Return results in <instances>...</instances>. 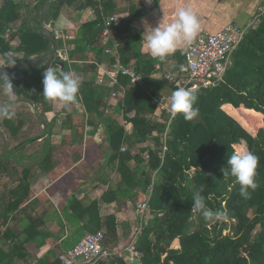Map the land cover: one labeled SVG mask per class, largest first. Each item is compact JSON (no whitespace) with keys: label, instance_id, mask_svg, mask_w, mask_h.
Instances as JSON below:
<instances>
[{"label":"trees","instance_id":"trees-1","mask_svg":"<svg viewBox=\"0 0 264 264\" xmlns=\"http://www.w3.org/2000/svg\"><path fill=\"white\" fill-rule=\"evenodd\" d=\"M45 2L0 0V54L5 60L21 53L20 58H13L16 64L49 53L50 41L42 33L39 20ZM30 5L31 21L21 15ZM100 5L102 10L98 9ZM68 6H75L82 13L92 7L96 16L87 19L81 13L75 47L68 50L69 61L61 65L60 60H51L49 65L55 66L58 73H70L74 69L78 77L81 75L76 101L83 105L86 125L96 129L100 123L105 124L104 142L100 145L104 165L119 175L116 186L104 191L100 200L86 207L75 199L69 202L68 208L80 217L83 207L91 217L95 211L96 217L88 230L95 232L103 228L104 245L113 246L119 243L116 218L109 214L101 221L97 216L98 204L129 199L140 192L148 198L147 211L153 216L143 223L134 243V249L142 254L137 259L138 264H264V12L247 28L243 40L232 53L223 81L214 88L195 90L199 116L192 121H186L182 114L172 117L152 103L167 82L151 77L150 61H142L140 67L135 68L142 78L139 84L129 85L128 77L118 76L116 87L129 85L120 105L124 119L132 126L131 132L126 133L122 121L105 118L102 110L105 103L94 92V81L102 73L95 64L83 62L77 66L74 63L77 57L84 58L90 50L97 60L103 59L105 47L100 43L103 16L112 13L113 2L52 0L44 15L52 33L61 10ZM130 20L123 18L119 30H127ZM17 21L21 22L19 43L13 48L3 34ZM56 42L59 49L61 40ZM120 51V61L127 64L128 48L122 47ZM71 61L74 64L71 65ZM42 68H23L8 76L15 89V98L32 101L41 107L43 114L50 102L42 94ZM132 111L134 115L128 117ZM16 113L11 119L2 116L1 120V126L14 138L21 135L25 125L22 114ZM39 138H21L7 152L0 153V176L10 175V171L15 173L14 183L10 186L5 183L6 189L0 191V264H12L16 246L35 243L39 248L42 244L44 232L39 230L38 224L41 216L37 219L39 222L32 219L20 232H15L11 224L12 220H20L26 214L25 203L35 210L30 204L32 185L55 165L53 157L57 148L50 136L26 162L22 149ZM241 150L251 151L258 157L255 177L258 187L251 191L249 199L240 195L235 177L223 175V172L229 173L228 158ZM201 188L206 206L214 212L225 211L224 219L206 221L199 213L191 211L193 193ZM121 231L125 238L134 235L130 222L123 223ZM16 239L23 241L17 245ZM130 256H111L97 264H134L128 261ZM35 264L61 263L57 255H52L51 259H38Z\"/></svg>","mask_w":264,"mask_h":264},{"label":"crops","instance_id":"crops-1","mask_svg":"<svg viewBox=\"0 0 264 264\" xmlns=\"http://www.w3.org/2000/svg\"><path fill=\"white\" fill-rule=\"evenodd\" d=\"M111 1L113 2V8L110 11L113 14H107L106 16H116L117 22L112 25L109 29V34L106 36L103 35V26L100 40L101 45L105 49L108 48L109 52L106 53L104 50L102 52L103 59L100 61L96 59L94 52L90 50L84 58L77 57L74 63L77 66L83 62L95 64L97 69L102 73L94 81V92L105 103L102 107L105 118L122 121L126 133L131 132L132 126L128 120L124 119V113L120 105L124 100L126 88L133 83L129 80L127 87L118 88L116 87L118 81L113 84L110 83L105 69L115 64L130 66L135 69L136 66L140 67L142 64L140 62L150 61L153 67L151 77L154 79H164L167 82L158 92V97L152 103L172 116L168 101L175 88L164 78V75L176 71L185 61L184 50L186 46L183 45L178 47L165 60L152 57L148 53L143 40L144 32L150 31V28H155L159 24L163 27L164 24L171 22L175 19L177 10L182 7L190 8L198 17L201 25L199 33L216 32L228 23L245 25L257 19L258 15L264 12V0H157L151 4L147 0ZM31 6L21 11V15L26 16L29 20L31 18V13L29 12ZM98 9L102 10V6L100 5ZM81 13L80 9L75 6L64 7L55 22L54 31L57 30L59 32V40L63 43L59 49L66 50L67 61H69L68 50L75 47L74 39L77 29L81 24V17L93 19L96 16L95 10L92 7H88L87 12L82 13L83 15ZM125 17L131 19L130 23L127 24L128 29L120 31V24ZM20 26V21L14 22L3 34V37L13 48L19 43L18 29ZM50 32L52 33L51 30ZM122 47L128 48L125 55L129 59L127 64L121 62L119 58ZM21 56V53L14 54L16 58H20ZM5 63L6 60L0 54V66H5ZM74 63L73 61L70 62L71 65ZM47 64L49 62L45 65ZM42 66L39 67L42 68ZM70 74L78 77V72L74 69H71ZM138 74L140 75V73ZM78 78L79 80L81 79L80 74ZM0 96L6 97L3 94L2 88H0ZM17 100L19 99L17 98L14 101ZM28 102L37 107L32 101ZM48 106L49 109L46 110L47 112H43V115L42 110L38 112L42 128L40 138L43 143L44 139L50 136L52 144L57 148L54 151L53 157L55 165L49 172L40 175L32 185L30 204L32 207L34 206L35 210L32 211L31 209L33 208H28L29 204L25 203L23 205L26 211L24 217L20 220L19 218L18 220H12L11 222L13 230L20 232L24 227H27L32 219H36L35 221L39 222L37 219L41 216V221L38 224L40 225L39 230L42 233L44 232L40 241L42 244L39 248L35 246V243L21 246L20 243L23 239L14 240L20 246L14 248L15 252L11 257L13 258L12 264H35L38 259H51L52 255H57L58 258L59 253L71 248L83 235L91 232L88 228L91 227L93 224L91 220H94L96 216L95 211H92L91 217L85 211V207H83V211L80 209V213L82 212L81 217L78 216L76 212L68 208L69 202H74L76 199L81 201L83 206L87 207L90 202L100 200L102 193L108 188L116 186L119 180V175L115 171H112L111 167L104 165L105 159L100 145L104 142L105 124L100 123L96 129H93L91 125H86L84 108L82 103L78 101L73 103L69 108L62 106L59 102H50ZM39 114L41 117H39ZM133 115V111L127 114L128 117ZM145 199L146 195L138 192L129 199L99 202L97 216L103 221L105 216L113 214L117 222L118 235L122 237L121 224L123 227V223L130 222L132 227L134 226V229L138 226L141 217L138 215L139 220L135 221L136 207ZM30 211L32 213L27 214ZM78 218H81V220ZM82 226L86 229H80ZM79 229L84 231L80 236ZM100 230H103V228ZM129 239L130 237H128L126 242ZM107 247L113 248L112 246ZM128 258V261L131 263L136 262L131 256Z\"/></svg>","mask_w":264,"mask_h":264},{"label":"clouds","instance_id":"clouds-1","mask_svg":"<svg viewBox=\"0 0 264 264\" xmlns=\"http://www.w3.org/2000/svg\"><path fill=\"white\" fill-rule=\"evenodd\" d=\"M149 4L152 0H147ZM198 17L190 8H180L176 12L175 19L144 32L143 40L148 53L155 58L165 60L180 46H189L197 38L200 32ZM14 57H9L5 65L12 66ZM2 67V66H0ZM42 94L49 102H59L68 107L75 103L80 89L81 81L70 73L57 72V68L47 67L42 73ZM0 88L8 98V102L0 107V116L11 119L15 113L11 110V104L15 100V89L8 74L0 71ZM197 93L193 89L179 87L175 89L169 98L170 114L175 117L182 114L186 121H192L199 116V109L195 107ZM258 157L251 151L241 150L234 152L227 160L229 173L236 178L240 185V195L249 199L251 191L258 187L256 183V168ZM203 189L193 193L191 211L199 213L206 221H219L226 217L225 211H213L206 206L205 198L201 194Z\"/></svg>","mask_w":264,"mask_h":264},{"label":"built area","instance_id":"built-area-1","mask_svg":"<svg viewBox=\"0 0 264 264\" xmlns=\"http://www.w3.org/2000/svg\"><path fill=\"white\" fill-rule=\"evenodd\" d=\"M256 19L245 25L228 23L216 32L199 33L194 42L186 46L184 50V63L171 73H166L164 78L169 81L175 89L184 87L186 89L197 90L200 88H214L225 78V74L231 63V56L246 33L247 28ZM117 22V17L108 15L103 18V35L109 34V29ZM55 39L60 35L57 30L53 33ZM106 53L109 49H105ZM56 55L59 60L67 61L65 49H57ZM110 83H116L118 76H126L131 83H140L141 76L133 67L115 64L105 69ZM101 81V80H100ZM125 147L122 148L124 150ZM165 149V148H164ZM148 208V198L142 201L137 207V213L141 219L134 229L131 245L123 248L116 245L109 248L104 245L105 234L102 230L86 233L71 248L59 253L58 260L61 264H97L100 260H108L111 256L124 257L125 254L133 256L134 260L140 259L142 254L134 249V243L140 233L141 226L145 222V214Z\"/></svg>","mask_w":264,"mask_h":264},{"label":"rangeland","instance_id":"rangeland-1","mask_svg":"<svg viewBox=\"0 0 264 264\" xmlns=\"http://www.w3.org/2000/svg\"><path fill=\"white\" fill-rule=\"evenodd\" d=\"M60 45H63V43L61 42ZM53 60V59H52ZM42 70L44 71L47 67H50L49 64L47 65H43L42 66ZM2 96H0V107L4 106L8 100H5V99H8V98H4ZM17 99V98H15ZM7 101V102H5ZM29 100L25 99V98H21L17 101H14L12 102L11 104V107H14V108H11V109H14L12 111H14L15 113L16 112H19L20 114H22V120H23V123L25 124L23 129L21 130V135L17 136L16 138L12 137L10 134H8L7 131H5V129L3 128V126H1L2 122V116H0V153H5L7 152L9 149H11L16 143L17 141L16 140H20L21 138H27V137H40L41 136V133H42V128H41V125H40V121H39V118H38V112L41 111V107L37 106V107H34L31 103L28 102ZM39 108V109H38ZM47 112V111H46ZM17 114V113H16ZM43 115V114H42ZM41 138L37 139L36 141L34 142H29L27 143L24 148L22 149L21 153L25 154V159H26V162H28L30 160L29 158V155H35L37 154V152L39 151V149L41 148ZM15 176V173L10 171V175H7L6 173L2 174V176H0V191H3L5 190V183H8V186H10L11 184H13V178ZM8 177L10 178L8 180ZM2 193V192H0ZM135 209V208H134ZM137 209V207H136ZM136 222L139 220V217H138V213H136ZM248 214L251 216L252 215V212L249 210L248 211ZM145 219L148 221L152 218V214L149 213L148 211H146L145 214ZM140 216V215H139ZM191 220L194 222V218H191ZM136 224V223H134ZM120 227L122 228V224L120 225ZM134 228V226H133ZM120 229V228H119ZM82 232H84L83 230H80V233H79V236L82 234ZM253 235H255V232L253 233ZM132 238L129 239V241L131 242ZM128 240V238H122V237H119L118 239V242L120 244H122L120 247H124L123 248V253L125 252V248H129L131 245H128V242H126ZM117 243V244H119ZM113 246H115L114 244H112ZM112 246V247H113ZM125 256V254L123 255ZM131 257L133 258V256L131 255Z\"/></svg>","mask_w":264,"mask_h":264},{"label":"water","instance_id":"water-1","mask_svg":"<svg viewBox=\"0 0 264 264\" xmlns=\"http://www.w3.org/2000/svg\"><path fill=\"white\" fill-rule=\"evenodd\" d=\"M52 0H46L41 12H40V25H41V30L42 33L44 35H46L50 41V51L47 55L43 56V57H37V58H32L28 61H22L16 64H13L12 66H2L0 67V71L6 73V74H12L15 73L16 71L23 69V68H30V67H34V66H41V65H45L46 63H48L49 61L53 60H59L58 56L56 55V51H57V42L55 37L53 36V34L50 32L49 27L46 25L45 20H44V15L45 12L50 4ZM60 64L62 65L63 62L60 61ZM39 117H41V115L39 114ZM138 260H136V262L134 264H138Z\"/></svg>","mask_w":264,"mask_h":264}]
</instances>
